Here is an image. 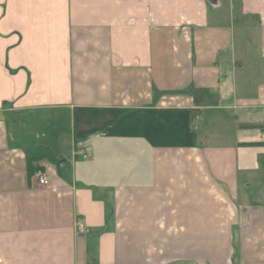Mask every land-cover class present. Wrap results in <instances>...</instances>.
Segmentation results:
<instances>
[{
  "label": "crops",
  "instance_id": "0c3cea01",
  "mask_svg": "<svg viewBox=\"0 0 264 264\" xmlns=\"http://www.w3.org/2000/svg\"><path fill=\"white\" fill-rule=\"evenodd\" d=\"M0 264H264V0H0Z\"/></svg>",
  "mask_w": 264,
  "mask_h": 264
},
{
  "label": "built area",
  "instance_id": "2783aa9c",
  "mask_svg": "<svg viewBox=\"0 0 264 264\" xmlns=\"http://www.w3.org/2000/svg\"><path fill=\"white\" fill-rule=\"evenodd\" d=\"M89 152H90L89 146H85V149L81 150V153L83 154V157H85V158H87L89 156ZM36 176L38 177L40 184H48L49 183V172L47 169H45L43 167H38V169L36 171ZM77 229L79 232L85 231V225H84L83 221L79 220L77 222Z\"/></svg>",
  "mask_w": 264,
  "mask_h": 264
}]
</instances>
